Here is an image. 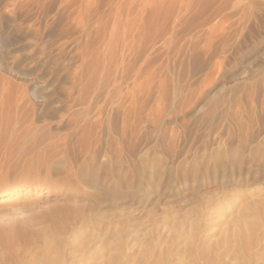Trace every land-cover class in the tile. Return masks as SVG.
Here are the masks:
<instances>
[{
    "label": "bare ground",
    "instance_id": "6f19581e",
    "mask_svg": "<svg viewBox=\"0 0 264 264\" xmlns=\"http://www.w3.org/2000/svg\"><path fill=\"white\" fill-rule=\"evenodd\" d=\"M194 2L196 1L183 0L182 7L178 6L180 10L176 9L177 14L172 19L175 25L170 26V31H164L165 41L163 37L159 41L176 45L174 40V43L170 42L172 33L185 25L183 29L187 32L183 43L179 47L171 46L173 49L170 51L163 49L167 51L160 55L156 56L154 44H149L148 48L143 46L145 24L141 21L143 23L138 29V25L134 27L138 30V37L132 34L126 39L122 38L120 48L110 49L98 56L81 53L79 64L68 74L61 73L63 76H60V71L55 69V61L52 62L49 56H45L44 49L37 44L42 42V36L39 22L35 20L27 29L32 30V38L40 48L38 52L45 56L42 64L37 58L36 61L31 60V66L27 68L6 65L15 76L24 81L36 73L33 75L34 79H28L32 84L29 95L36 99L35 102L31 99L33 105H29L28 94H24L25 91L20 86L18 88L21 91L8 96L16 98V103L13 100L15 112L23 114L27 108L30 111V115L26 111L28 116L36 110H48L53 115L57 113V121L64 124L66 131L57 138L50 132L38 131L40 128L33 123L31 117V121L30 118H27L29 121H21L20 118L11 120L10 126H4L0 122L5 133L8 132L10 136L20 133L19 136L23 137L25 134L37 133L36 136H43L45 141H50L49 147H71L79 152V156L89 153L88 158L85 156V159L76 161L81 162V168L77 167L80 170L78 177L92 186L97 195L104 197L110 203L111 210L124 212H118L117 215L112 212L114 217L113 220L110 217V223L113 227L106 239L98 236L87 238L84 228L79 237L75 236L79 247L87 248L86 251L80 250L79 255L83 260H79V255H75L79 262L71 260L77 251L66 250L64 254L59 245L61 242L56 239L58 243H53L54 247L48 242L50 251L46 255L51 260L46 264H89L85 259L90 255L93 257L91 264H106L108 259L105 261L102 258L108 255L107 264H264V21L256 20L251 5L245 1V5L235 8V13H226L227 5L231 7L232 2L223 0L222 6H216L219 7L216 8L218 10L210 12L208 18L209 21L211 13L215 14L211 17L214 21L217 19L215 17H221L224 26L218 32V24L210 26L213 22L207 20L199 23L197 13H194V17L198 22L191 23V9L194 7L193 12L197 10V6H191L195 5ZM199 2L202 4L205 1L198 0ZM242 3L241 1V5ZM16 4L11 6L13 15L28 11L29 5ZM40 4L37 7L42 11L43 4ZM201 4L200 6H204ZM88 9H79L77 17L74 15L81 26L80 32L86 35L96 16ZM214 9L213 7L212 11ZM233 9L234 7L231 10ZM231 10L228 9L229 12ZM12 14L9 19L0 15V55L4 49L12 47L18 41L17 38H24L27 34L22 31L21 25L14 24L17 16ZM152 17L153 15V21ZM156 21L158 20L153 22ZM204 22L210 23L207 28ZM148 27L150 28L149 25ZM89 51L91 53V49ZM40 76H48L53 81L51 83L55 88L53 92L51 90L52 93H46L47 83L41 82ZM1 82L0 96L4 90H10V83ZM8 93L11 91L6 94ZM3 98L1 96L2 106L7 97L5 100ZM8 104L9 101L6 105ZM9 109L12 110L11 106L7 110ZM8 111L7 113L10 112ZM3 112L0 115L5 114ZM11 114L13 115L12 111ZM12 117L10 116L11 119ZM5 119L7 118L3 120ZM188 121L194 124L196 121H206L203 125L206 129L203 134V147L207 148L206 151L202 150L200 153L186 148L183 150L176 145L185 141ZM6 123L8 124L7 120ZM177 129L179 132H176ZM153 132H159L158 137L153 136ZM54 137L56 140L52 142ZM151 141L158 143L157 147L154 146L156 149L149 148ZM120 154L124 155L123 159H118ZM101 155L104 160L99 158ZM56 164L59 167L65 166L62 160H57ZM198 172H202L199 177L203 180L210 177L220 180L221 197L216 202L209 201L203 209H195L196 213L191 218L186 217V212L179 215V210L183 209L177 207L172 208L176 210L172 216L164 212L159 214L160 221L156 217H151L153 220L149 217L150 225L142 222L143 214L142 217L136 216L139 208L142 210L152 204L157 207L160 201L174 193L178 180L183 181V184L188 183ZM194 182L195 180L192 184ZM135 211L137 213L134 214ZM98 217L100 215L96 216ZM110 243H115V246L111 248ZM97 244L100 251L94 254L93 249ZM32 262L29 264L38 263Z\"/></svg>",
    "mask_w": 264,
    "mask_h": 264
},
{
    "label": "rangeland",
    "instance_id": "374dc122",
    "mask_svg": "<svg viewBox=\"0 0 264 264\" xmlns=\"http://www.w3.org/2000/svg\"><path fill=\"white\" fill-rule=\"evenodd\" d=\"M29 1L32 3L30 4ZM180 1L181 0H107L106 2V0H97V1L96 0H40V2L38 3L43 4L42 8L44 10V11L43 10L41 11V9L37 7L38 3H36L35 0L34 1L33 0H27V1L25 0H17V1L16 0H0V15L8 19L10 18L9 15L13 13L11 6H14L15 3H17L16 6H18L20 3L21 4L23 3L24 5L26 4L27 6L29 5L30 7V8L29 7L27 8L28 11L25 10V12L23 11V13L17 12V13H14V15L12 14V16L14 17H15V14L17 16L15 17L16 21L14 24L16 26L21 25L20 28L21 29L23 28L22 31L24 32L26 31L27 34L24 37L26 40L24 38H21V39L17 38L18 41L12 46L13 48L9 47V48L4 49L3 53L0 55V72H1L0 82L4 81L3 83H6V82L10 83L8 84L9 85L8 89L10 90L8 89L7 90L11 91V93L10 94L8 93L7 95L6 93L8 91L5 92L4 90L1 96L2 98L5 97L3 98V100H5L7 97L6 99L7 103L9 101L8 105H10L11 102L13 103L10 105L12 110L9 109L10 111L9 112L7 109L8 107L10 108V106L6 105L7 104L6 100L3 101L5 103V104L3 103L5 106L4 105L2 106L1 104L2 102H0V113L5 111L3 112L5 114H2L0 116H3V115L6 116L7 114L9 115L11 114V111H12L13 115L12 114L9 115V118L10 116L15 117V119L12 117V119L10 118L9 120L8 115L7 117L3 116L4 118H7V119H5L4 121L3 120L4 118L0 117L1 118L0 122L4 126L5 125L10 126L9 122L11 120L16 121L18 120V118H20V120L22 119L21 121H24V119L27 121L29 120L31 121L32 120L31 117H32L33 123L36 126H38V128H40L38 131H43L46 133L50 132L53 136H56V138L57 136H61V134H64L66 130L64 129L65 128L64 124L57 121L58 120L57 113L56 115L55 114L53 115V114L48 113V110H41V111L39 110L38 112L35 109L36 111H34L33 114H31V116H28L30 115L29 114L30 111L29 109L26 108L25 113L22 114L20 112H17L19 114L17 115L14 109L16 107L15 106L16 98L15 99L9 98L8 96L10 95L12 96V94L16 95L18 90L21 91L19 88L22 87V90L25 91L24 94L26 95L28 94L27 102L29 103V105L31 104L33 105L32 102L34 101L35 98L32 95H29L31 94L29 92H31L30 89L32 85L29 80L34 79L33 77L36 75V73H33L34 76L32 75L31 78L28 77V79L30 78L29 80L25 78L27 80L24 81L18 78L17 76H15L13 72L10 71L6 67V65L7 66L13 65L16 68L17 67L23 68V66L27 68L31 66L30 64L31 60L36 61L37 58H39V61L42 64L45 56H49V59L52 62L55 61L54 63H56L55 69L59 70L60 74L62 73L63 75H65L66 72L68 74V72H71V69L73 70L79 64V60H80L79 55L81 53L88 54V55L91 54L92 56H98V55H101L102 53L107 52L110 49L112 50V49L120 48L119 44L123 39H126V37L128 38L132 34L134 37L137 35L138 30L136 31L134 27L138 25L137 27L138 29L143 23L141 21H144L143 24H145V33H143V39L145 43L143 42L144 43L143 46L145 48H148L150 47L149 44L150 45L154 44V49L156 50V53H157L156 56L160 55L162 54V52L165 53L167 51L163 49L166 48V49H169L170 51V49H173L171 48V46L176 47V45L178 46L179 44H181V42L183 43V37L185 38L186 36L185 34L187 31L184 30L185 25H183L179 27V30L178 29L176 31L174 30L172 33L170 42L174 40L176 45L175 44L172 45L171 43L167 44L166 42H165L166 44L164 43L166 37L163 35V33L165 30L170 31L171 27L175 25L174 24L175 22L172 19H175V16L177 14L176 11L180 10L178 9V6L181 5L180 7H182L183 5L182 3L183 0L182 2ZM187 1L189 2L191 0H184V2H187ZM194 1H196L194 2L195 5H191V6L192 7L197 6L195 7V10L197 8L196 11H198V9L200 10L203 8L202 9L203 12L202 10L199 12H196V11L193 12L194 7L193 9H191L192 13L189 14V17H192V20H193L191 22L192 24H196L195 22L197 21L196 17H198L197 19L199 23L200 22L203 23V21L205 20L208 21L210 12L215 13V11L218 10L216 8H219L216 6L218 5L220 6L223 0H220V1L216 0L217 2H215V0H209V1L207 0L208 1L207 3H206V0H204L205 2H203L202 4L205 7L200 6L201 3L199 2L200 3L199 4L198 0H194ZM230 1L232 3L230 2L229 3L232 6L230 5L231 7H229L227 5L226 13L233 14L237 11V9L235 8H239L240 6H243L246 3H248L251 5V8L253 9L252 11H254V16L256 20L264 21V0H230ZM241 1L243 2L242 5H241ZM49 2L51 5H49ZM90 4L93 5V7ZM198 5H199V8H198ZM49 6H50V9H49ZM206 6H207V10H206ZM85 7L86 8L89 7V9L88 8L87 9L91 12V14H93V16L96 15L98 17L97 19H96V16L94 17V19L97 20L96 21L97 24L95 23V20H93V24L89 28L87 35L84 33L82 34L80 32L81 26H79V24L75 20V18L77 17L78 10L79 9L87 10ZM213 7L215 8L214 11H212ZM232 7H234L233 9L234 12H231L233 11L231 10ZM4 8H5V11H4ZM228 9L231 11L229 12ZM26 11L28 12L27 15H26ZM39 11H41L42 13ZM204 12L205 13L207 12L206 13L207 15ZM155 13H157L158 15ZM194 13H197L196 17H194L195 16ZM214 13H211L210 20L208 21L210 23L213 22V24H210L208 22H207L208 24L206 22L204 23H206L205 24L206 28L209 24L210 26L214 24H218V26L216 27L217 28L216 31L218 30V32H220L221 29L223 28L222 26H224V23H222L221 17L219 16L215 17L217 19H215L214 21V19L211 18L213 17V15H215ZM6 14H8L7 15L8 17L6 16ZM74 15L76 17H74ZM152 15H153L152 18H154L153 21H155V19L158 20L155 23L159 25H155V23L152 21L151 19ZM202 18L204 20H202ZM144 19L147 21H145ZM35 20L39 22L40 24V25L38 24V26L40 28L39 31H41V36H42V42H40V44L39 42L38 43L36 42V43L38 44L40 48L44 49L45 56L40 55V53L38 52L39 51L38 49L40 48L37 46V44L33 40L34 38H32L33 36L31 35V32H30L32 30L27 29L32 23L36 22ZM25 21L27 22V24ZM23 22L25 23L23 24ZM145 22H148L149 24ZM162 24L163 26H160ZM148 25L150 26L152 30L148 27ZM131 27L134 29V32ZM146 27L149 28L151 31L147 29ZM103 29H105V31ZM29 33L31 36L30 35L28 36ZM161 37H163L162 39H164L163 42H159L161 41ZM84 39L85 40L87 39V40L84 41ZM87 41H90V42H87ZM116 41H117V45H116ZM174 41L172 42L174 43ZM86 43H88L90 47ZM114 44L116 45V47ZM80 47H82V49ZM90 49H91V53L90 51L88 52V50ZM55 58L56 60H54ZM62 74L60 76H63ZM40 77H41V82L45 81V84L47 83L46 93H52L55 88L54 87L55 85L52 84L53 81L50 80L48 76L47 77L40 76ZM4 78L5 79L7 78L6 80L8 81H6ZM13 90L15 92H13ZM1 96H0V100H2ZM32 98H33V101H31ZM13 100L15 103L13 102ZM1 107H3L2 108L3 110H1ZM7 111L9 113H7ZM26 111L28 115L26 114ZM20 114L22 116H20ZM24 114H26L27 116ZM27 118H30V119L28 120ZM6 120L8 124L6 123ZM202 122L196 121V124H194L191 121L189 122L188 125L190 129L187 127L188 126L187 125L186 127L188 128L187 129L188 132H186L187 136L185 138V141H181V142H178V144H176L177 146L179 145L178 146L179 149L182 148L184 150L186 148V150H191V151L193 150L194 152L199 151L200 153H202V150L203 152L207 150V148L203 147V144H204L203 134L206 130L204 129L205 127L203 125L206 121H204V123ZM1 123H0V132H4L5 135L3 133H0V264H29V263H33L32 261H35V262L38 261L39 264H46L47 262L51 260L50 259L51 257L46 255L48 254V251H50L49 244L52 247L53 243L55 245V243H58V241L61 242L59 243V245L60 247H62L63 250L62 249L61 250L63 251L64 254L66 250L68 252L70 250L73 252L77 251L76 253L74 252V254L72 255L71 260L74 259L73 261L76 260L75 262H79V260H83L80 257L79 253H80V250L86 251L87 248L82 249L81 247H79V245L76 242V239H74L75 236L79 237V235L82 234L81 233L82 229L84 228V230H86L85 231L86 235L88 234L87 238H90L91 236L92 237L98 236L99 238L106 239L110 234V230H112L111 227H113V224L110 223L111 221L110 219L112 218L113 220V217H114L113 213L115 212L116 215L118 214V212L124 213L123 210H118V212L117 210L115 211L111 210L110 203L104 197L97 195L94 192V188L92 186L87 185L84 181H81L80 178L78 177L80 175L79 169L81 168L80 167L81 164L79 165V163L81 162L76 163V161H79V159L80 161L85 159L86 158L85 156H87L88 158L90 156L89 153L80 154L79 156L78 155L79 152L71 147H57V148L49 147L48 143H50V141L48 140L45 141V138L44 139L42 138L43 136L40 137L39 135H37L39 137L38 139V137L36 136L37 133L30 134V135L25 134L29 136L27 139H26L27 136H25L24 134H23L24 137L19 136L20 133L19 134L17 133L18 135L15 134V135L10 136L8 132L7 134L5 133V130L3 128L4 126ZM198 129H201L200 130L201 133ZM176 132H179V130L177 129ZM158 134L159 132L152 133V135L155 137H158L157 136ZM189 134H191L190 135L191 137L190 136L188 137ZM189 138H190V141H187L189 140ZM36 139L37 140L42 139V140L37 141ZM191 139H193V141ZM54 140H56L55 137L51 141L54 142ZM154 142L155 141H151L149 143V148L156 149L155 147H157L158 143L155 142L154 144ZM186 142H187V145H186ZM191 143H193V145ZM176 145H175V148L177 149L178 147H176ZM195 146L197 149L195 148ZM190 147L196 150L191 149ZM122 155L123 154H120L118 159H121L120 157H122L123 159L124 155L123 156ZM99 158L101 160L105 159L104 156L102 155L99 156ZM57 160H62L63 162H65V166L59 167L56 164ZM77 167H79V169ZM76 172L79 174H76ZM201 174L202 172H198L196 177L193 178L195 180L193 184H192V182L194 181L193 179L189 180L188 183L186 182L185 184H183V181L178 180L177 185H175L176 188H174L175 192L172 193L168 198H165L163 199V201H160L159 202L160 204H158L157 207L156 206L154 207V205L152 204V205L145 206L144 209L141 210V208H139L140 206L138 205V208H139L137 211L138 213L135 211L134 214L137 213L136 214L137 217L139 216L142 217L144 215L143 216L144 219L142 221L144 222V225L149 223V220L151 217L152 218L156 217V219L159 220V214H162L163 212L168 213L169 216H172L171 214L175 213L174 211H176L175 210L176 207L179 209L180 208L183 209V211H180V210L179 212L177 211L179 215L181 213L185 214L186 212L187 214L186 217H189V218L193 217L196 213L195 209L197 210L199 208L203 209L207 204H209V201L216 202L218 199H220L219 197H221L220 191L222 189V185L220 184V180H217V179L213 180L211 177L203 180L201 179V177H199L201 176ZM91 187L93 188L92 189L93 191L90 189ZM180 189H182L183 193H180L181 191ZM174 207L175 209L172 210V208ZM99 215L100 217L96 218V216H99ZM107 218H108L109 223L107 221ZM152 218L151 220H153ZM107 224H108V227H107ZM116 228L119 229L120 226H116ZM106 230L109 231V233ZM56 239L58 240L57 242H56ZM51 240L52 241L54 240V242H52ZM92 246L94 245L92 244ZM114 246H115V243H110L111 248ZM99 251H100L99 245L97 244V246H95L93 249V253L95 254ZM75 255H79L80 259L78 260L77 259L78 256H75ZM91 257L92 256L90 255L88 259H85V262L88 261L89 264L93 263L91 260L93 257L92 258ZM102 259H104L105 261L107 259L109 260V255L106 258L104 256ZM108 260L106 261L107 263H108ZM100 261L101 260H98V262Z\"/></svg>",
    "mask_w": 264,
    "mask_h": 264
}]
</instances>
